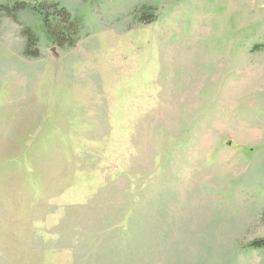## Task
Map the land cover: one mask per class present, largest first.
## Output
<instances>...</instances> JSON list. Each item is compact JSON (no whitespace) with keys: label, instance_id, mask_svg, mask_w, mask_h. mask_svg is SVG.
<instances>
[{"label":"rangeland","instance_id":"1","mask_svg":"<svg viewBox=\"0 0 264 264\" xmlns=\"http://www.w3.org/2000/svg\"><path fill=\"white\" fill-rule=\"evenodd\" d=\"M16 2L0 264H264V0Z\"/></svg>","mask_w":264,"mask_h":264},{"label":"trees","instance_id":"2","mask_svg":"<svg viewBox=\"0 0 264 264\" xmlns=\"http://www.w3.org/2000/svg\"><path fill=\"white\" fill-rule=\"evenodd\" d=\"M41 6H43V5H41ZM27 7H28V5L25 2H16L12 6L0 4V19L4 16L14 17L19 13L20 10L27 9ZM41 10L42 11L39 10V14L41 16H43L42 18H43V21L45 24V31L48 34L49 38L53 39L56 43L61 42L60 43L61 46L69 44V46L73 47L76 44V37H78V34H77L78 29H77V27H75L73 22H70L71 20L69 19V15H68L67 11H65L64 9H58L57 7L55 8V10H57L59 18L64 20L66 25L68 23L70 24V27L62 28V30H63V31H61L62 33H60V35H58L56 33V31H54V29H52L53 25H52V20H51L52 16L50 14V11L47 10V13H46V11H44V9H41ZM62 40H63V42H62ZM37 41L38 40L34 36V34L29 33L27 35V40H26V42H27L26 52L31 51L30 46L36 45ZM28 52H27V54H29ZM38 54H39L38 51L35 50V51H32V53L29 56H33L36 58V57H39ZM251 247H253L255 249H264V241L254 242L251 244Z\"/></svg>","mask_w":264,"mask_h":264}]
</instances>
